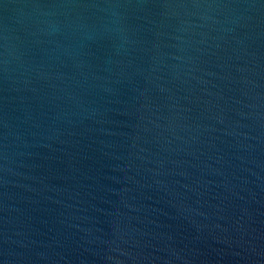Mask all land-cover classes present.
<instances>
[{
    "label": "water",
    "instance_id": "1",
    "mask_svg": "<svg viewBox=\"0 0 264 264\" xmlns=\"http://www.w3.org/2000/svg\"><path fill=\"white\" fill-rule=\"evenodd\" d=\"M0 264H264V0H0Z\"/></svg>",
    "mask_w": 264,
    "mask_h": 264
}]
</instances>
